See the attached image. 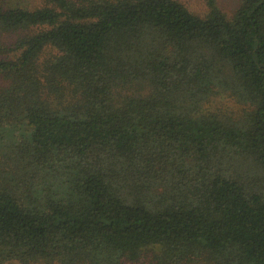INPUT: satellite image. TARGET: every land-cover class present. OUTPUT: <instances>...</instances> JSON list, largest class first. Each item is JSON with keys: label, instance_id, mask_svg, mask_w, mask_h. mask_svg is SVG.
Here are the masks:
<instances>
[{"label": "trees", "instance_id": "trees-1", "mask_svg": "<svg viewBox=\"0 0 264 264\" xmlns=\"http://www.w3.org/2000/svg\"><path fill=\"white\" fill-rule=\"evenodd\" d=\"M0 0V264H264V0Z\"/></svg>", "mask_w": 264, "mask_h": 264}, {"label": "rangeland", "instance_id": "rangeland-1", "mask_svg": "<svg viewBox=\"0 0 264 264\" xmlns=\"http://www.w3.org/2000/svg\"><path fill=\"white\" fill-rule=\"evenodd\" d=\"M16 1H20L22 4H37V3H39L38 1L39 0H16ZM224 1V3H226L227 1H229V0H223Z\"/></svg>", "mask_w": 264, "mask_h": 264}]
</instances>
